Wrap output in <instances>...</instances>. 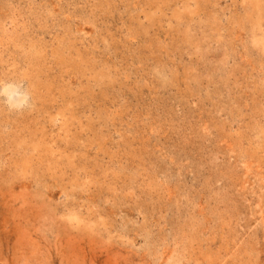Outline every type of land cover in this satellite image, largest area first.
Here are the masks:
<instances>
[{
    "label": "rangeland",
    "instance_id": "374dc122",
    "mask_svg": "<svg viewBox=\"0 0 264 264\" xmlns=\"http://www.w3.org/2000/svg\"><path fill=\"white\" fill-rule=\"evenodd\" d=\"M0 264H264V0H0Z\"/></svg>",
    "mask_w": 264,
    "mask_h": 264
},
{
    "label": "clouds",
    "instance_id": "9594fccd",
    "mask_svg": "<svg viewBox=\"0 0 264 264\" xmlns=\"http://www.w3.org/2000/svg\"><path fill=\"white\" fill-rule=\"evenodd\" d=\"M0 94L7 98L10 107L23 108L29 104L30 96L26 91L17 89L14 92L4 91Z\"/></svg>",
    "mask_w": 264,
    "mask_h": 264
}]
</instances>
